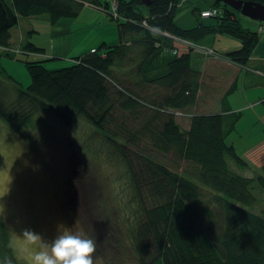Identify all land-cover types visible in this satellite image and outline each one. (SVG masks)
Returning a JSON list of instances; mask_svg holds the SVG:
<instances>
[{"label": "trees", "instance_id": "16d2710c", "mask_svg": "<svg viewBox=\"0 0 264 264\" xmlns=\"http://www.w3.org/2000/svg\"><path fill=\"white\" fill-rule=\"evenodd\" d=\"M116 1L118 18L110 13L111 2L98 0H0V58L5 53L8 58L45 54L32 42L10 47L21 17L48 16L54 26L78 18L85 3L110 16L117 37V43L103 42L59 70L47 68L60 59L55 56L33 62L17 58L30 84L24 87L1 71L0 119L19 133L40 113L52 112L67 122L83 118L104 132L127 166L137 157L139 170L130 173L134 206L118 213L119 227L131 238L126 255L134 261L129 264H264V209H250L259 204L255 179L234 170L233 165L244 171L247 161L237 154L235 143L227 141L235 132L239 135L241 113H197L206 76L192 69L190 53L179 55L174 41L157 31L196 43L209 35L230 37L241 47L224 57L240 67L256 50L259 32L242 24L236 15L240 11L216 0L214 6L222 7V14L206 23L210 18L201 16V8L194 9L199 17L192 29L176 23L181 0H153L149 7L139 0ZM115 112L120 114L116 120ZM123 112L131 114L130 126L124 119L116 125ZM177 113L190 117L186 129ZM125 132L118 146L115 142ZM127 148L129 152L121 151ZM79 167L76 172L86 175L85 167ZM256 181L264 189V177ZM5 257L12 264H25L0 217V264Z\"/></svg>", "mask_w": 264, "mask_h": 264}, {"label": "rangeland", "instance_id": "374dc122", "mask_svg": "<svg viewBox=\"0 0 264 264\" xmlns=\"http://www.w3.org/2000/svg\"><path fill=\"white\" fill-rule=\"evenodd\" d=\"M102 1L106 3L108 0ZM214 1L181 0L178 5L180 11L176 18L177 25L184 29L195 27L198 24L199 14L195 13L194 9L202 8L203 13V9L214 6ZM210 9L222 14V7L214 6ZM95 15L98 16V12L86 8L77 19L70 20H76L74 23L70 22L73 31L67 36V40H70V44L73 45V51L69 57H57L60 59L49 62L48 69L67 68L71 66L69 60L79 57L82 48L95 46L98 49L103 44L104 29L109 27L97 26L100 17L96 18ZM236 15L245 27L256 29L260 37L264 38V25H260L264 22L255 21L241 12H236ZM203 18L209 19V17ZM106 19L109 20V26H114L110 16H106ZM211 19L216 20L215 17H210L204 22L211 23ZM20 23L28 34L29 42L45 49L46 53L28 56L22 54L19 60L33 62L53 57L51 54L54 29L48 16L21 17ZM29 24L35 27L34 33L27 31ZM98 30H103L102 39L99 38ZM225 38L230 37L225 36ZM112 39L108 43L112 45L117 43L116 36ZM197 43L188 39H184L183 42L175 41L177 49L184 51L182 55L190 53L193 70L202 71L205 65L210 63L207 69L213 66L216 71L213 72L215 75H207L204 78L196 111L199 114L217 113L221 105L226 107V104L233 100L236 101L231 104L232 108L243 109L237 111L227 109V112L232 115L241 113V119L236 128L240 136L235 132L233 138L231 136L227 141L229 144L235 143L237 154L247 161H245L247 164L243 166L244 171L235 165L233 168L241 174L248 175L246 177L255 179L253 193L259 199V204L254 209H250L260 212L264 209V189L256 180L258 177H264V144L254 152L246 154L253 149L254 143H264V134L261 137L258 136L261 128L264 130V124L260 121L256 122L255 126L252 122L249 123L247 118L251 114L246 115V113L248 109L254 107L253 98L259 90L257 85L264 81V72L261 73L262 77L258 78L250 71L254 69V64L250 62L247 76L251 77L253 84H257L253 86L255 91L249 90L252 83L246 87L243 86L242 78L245 75L243 73L240 74L238 84H235L233 77L237 68H233V71L226 69L227 64L224 61L216 65L214 63H219L221 58L217 55L205 54L207 57H215L214 65H212L210 58L208 60L207 57L195 53L196 51L203 53L209 49ZM186 45L192 48L188 50L189 47ZM7 50L11 51V49ZM6 56L5 53L2 58ZM1 67L0 62V76L1 71L3 72ZM26 86L28 85L24 87ZM247 95L250 96L248 99H246ZM244 106L249 107L243 108ZM118 116L120 114L115 112L114 120ZM177 116L178 123L186 129L190 124V117L183 113ZM131 118L130 113L123 112L121 119H117L119 122L116 125L122 124L121 120L124 119L130 126L133 122ZM139 122L140 120L133 124ZM116 125H111L114 131L117 130ZM103 133L89 120L87 122L80 118L67 122L64 119H58L52 112L35 115L31 123L19 133L12 131L7 123L0 119V217L10 228L18 257L25 264H31V255L36 251V244L24 241L23 231L31 229L39 233L45 241L50 242L56 237L59 226L73 228V231H82L89 238L95 239L97 241L96 255L100 258L99 264H113L112 262L115 261L129 264L130 259L134 261L130 254L126 255L129 252L131 238L119 227L122 217L118 213L119 211L123 213L121 208H127L130 212V206H134L131 202L134 189H132L130 173L139 170L136 166L139 160L133 156L131 164L127 166L118 154L119 151ZM125 137H127L126 132L121 138H117L115 143L120 146L124 143ZM121 151L129 152V148ZM69 157H72L73 162ZM79 166L85 167L86 175H83V171L76 172V170H82ZM118 193L119 196H117Z\"/></svg>", "mask_w": 264, "mask_h": 264}, {"label": "crops", "instance_id": "0c3cea01", "mask_svg": "<svg viewBox=\"0 0 264 264\" xmlns=\"http://www.w3.org/2000/svg\"><path fill=\"white\" fill-rule=\"evenodd\" d=\"M98 1L103 2L102 0H98ZM107 2L110 3L111 1L108 0V1H106V3ZM210 7H212V6H210ZM86 8H88L92 11L98 12V16L95 15L96 18L100 17V19L97 21V26L102 25L103 27H106V26L109 27V29H104V40L103 41L111 46L112 44L108 43V42H109V40H113L112 39L113 36H116V29H114L113 25L109 26V23H108L109 20L106 19V16H108V15L99 9L93 8L89 3L84 4L83 10ZM209 8H205L203 10H207ZM70 20H73V19H69V21H68V19H64V20L59 21L56 25L52 26L54 31L52 34L53 42H52V54H51V56L66 58V57H69L70 53L73 51V45L70 44V40H67V36L70 32L73 31L72 26H71L72 23H70V22L74 23L76 20L75 21H70ZM34 29H35V27L30 25V24L27 26V31H30L29 33H32V32L34 33L35 32ZM188 29H192V28H188ZM97 32H99L98 33L99 38L102 39L103 30H98ZM228 40H231V41H228ZM27 42H29L28 34L26 33V30H24V26H22L20 21H19V25L15 29L12 30V39H11L10 47L13 49H16L18 47L21 48ZM197 44L202 45L204 48H209V49L214 50V55H217V57L221 58L218 61L219 63H214V64L217 65V64H220V62L224 61L227 64L226 69L233 71V68H237L235 70L237 72H236L235 76L233 77V83L238 84L239 79H240V74H242V73L245 74L242 78L243 86L246 87L247 85L252 83L251 77L247 76L248 72H249L248 64L250 62L254 64V69L251 68L252 70H250V71L253 72V74H255L256 76H258V78L262 77L261 73L264 72V38H261L256 50L252 54L250 61L248 62V64L245 67H240L237 64H231L230 62L225 60V57H224L225 52L234 51V50L239 49L241 47L240 42H238L234 39H230V38L226 39L224 35L215 34L214 36L209 35L206 38H203ZM38 47L40 48V46H38ZM231 47H236V48L233 49ZM96 49H97V47H95V46H89L87 49L82 48L80 50V51H82L80 53V57H82L85 54H88L89 52L94 51ZM192 53H194V51ZM195 53H197L198 55H201V56H205V58L207 57L204 53L197 52V51ZM12 56H13V58L5 57V58L0 59V62L2 64L1 68H3L14 79L19 81L23 86L29 85L30 84V77L27 74V72L25 71L23 64L21 62H18L19 60H17V58H19V57L14 56V55H12ZM208 58H210L211 64L214 65L213 61L215 60L214 59L215 57L211 56V57H207L206 59H208ZM209 64H207V65H209ZM3 65H5V66H3ZM207 65H205V68L202 70V73L204 74V76L215 75V74H213V72H216V71L213 68V66H211V68L207 69ZM223 71H225V70H223ZM229 74H231V71H229ZM254 85H257V84L252 83L249 86V87H251L249 90L255 91V88L253 87ZM257 86L259 87V90L256 91V97L253 98L254 99L253 105H254V107L256 105H258V106L256 108L252 107L251 109H248V111H247L248 113H246V115L251 114L249 117H250L254 126H255V123L259 122V121L262 124H264V103H262L264 101V81H263V83H260V85H257ZM246 91H248V90L246 89ZM231 95H232V93H231ZM248 97H250V96L247 95L246 99H248ZM258 97H260L259 99H261V100H257ZM235 101L236 100L228 102L226 104V107H225V105H223V107L221 105L219 113H222L224 110L226 111L227 109L228 110L230 109L231 111L243 110L242 108L234 109L231 107V104ZM247 107H249V106H244L243 108H247ZM204 114H207V113H204ZM263 144L264 143H261V144L254 143L252 145L253 149H251L246 155L250 154L251 152H254L257 148L262 147ZM158 264H162V263H158Z\"/></svg>", "mask_w": 264, "mask_h": 264}, {"label": "clouds", "instance_id": "9594fccd", "mask_svg": "<svg viewBox=\"0 0 264 264\" xmlns=\"http://www.w3.org/2000/svg\"><path fill=\"white\" fill-rule=\"evenodd\" d=\"M22 237L24 241L36 244L31 264H99L97 241L82 231L59 226L56 237L50 242L31 229H25ZM5 264H12V260L5 257Z\"/></svg>", "mask_w": 264, "mask_h": 264}, {"label": "water", "instance_id": "95a60500", "mask_svg": "<svg viewBox=\"0 0 264 264\" xmlns=\"http://www.w3.org/2000/svg\"><path fill=\"white\" fill-rule=\"evenodd\" d=\"M144 6L149 7L153 0H139ZM227 6L232 7L236 11H240L244 16L255 21L264 22V4L255 1L245 0H216ZM178 115V113L176 114Z\"/></svg>", "mask_w": 264, "mask_h": 264}, {"label": "built area", "instance_id": "2783aa9c", "mask_svg": "<svg viewBox=\"0 0 264 264\" xmlns=\"http://www.w3.org/2000/svg\"><path fill=\"white\" fill-rule=\"evenodd\" d=\"M117 8H118L117 1H116V0H111V12H112V15H113L115 18H118V15H117ZM218 15H220V13H218L216 10H212V9L206 10V11H204V12L202 13V16H203V17H209V18H210V17H217ZM143 24L146 25V22H144ZM157 32L160 33V34H163V33L160 32V31H157ZM163 35H165V36L169 37L170 39H172V40L174 41V43H175V41L183 42V40H184V39H181V38H179V37H177V36L170 35L169 33H165V34H163ZM186 46L189 47L188 50H189L190 48H192V47L189 46V45H186ZM183 52H184V51H179V50H177V53H178L179 55H182ZM203 53L206 54V55H214V50H212V49H206V52H203ZM178 114H180V113H178Z\"/></svg>", "mask_w": 264, "mask_h": 264}]
</instances>
